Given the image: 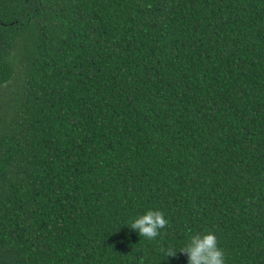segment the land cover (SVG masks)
Listing matches in <instances>:
<instances>
[{
	"label": "trees",
	"instance_id": "obj_1",
	"mask_svg": "<svg viewBox=\"0 0 264 264\" xmlns=\"http://www.w3.org/2000/svg\"><path fill=\"white\" fill-rule=\"evenodd\" d=\"M209 232L264 264V0H0V264H187Z\"/></svg>",
	"mask_w": 264,
	"mask_h": 264
},
{
	"label": "clouds",
	"instance_id": "obj_2",
	"mask_svg": "<svg viewBox=\"0 0 264 264\" xmlns=\"http://www.w3.org/2000/svg\"><path fill=\"white\" fill-rule=\"evenodd\" d=\"M167 224L168 221L161 211L150 210L136 218L129 228L135 230L139 236L154 240L160 235L159 230L165 228ZM177 253L174 249L169 248L166 255L175 258ZM179 253L187 255V264H224V253L218 247L216 236L211 232L190 236Z\"/></svg>",
	"mask_w": 264,
	"mask_h": 264
}]
</instances>
